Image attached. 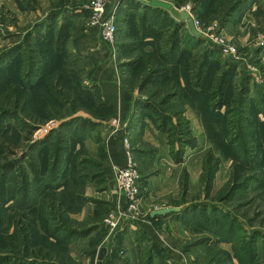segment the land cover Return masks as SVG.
<instances>
[{
    "label": "rangeland",
    "instance_id": "obj_1",
    "mask_svg": "<svg viewBox=\"0 0 264 264\" xmlns=\"http://www.w3.org/2000/svg\"><path fill=\"white\" fill-rule=\"evenodd\" d=\"M129 1H109L117 31L106 43L122 79L155 103L143 116L167 133L174 160L176 140L191 152L180 199L161 195L180 210L157 222L155 240L113 243L110 203L86 194L103 174L86 140L108 112L77 49L79 32L98 31L87 25L93 0H0V264H97L104 246L103 264H147L148 251L154 264H264V0H167L196 32Z\"/></svg>",
    "mask_w": 264,
    "mask_h": 264
},
{
    "label": "crops",
    "instance_id": "obj_2",
    "mask_svg": "<svg viewBox=\"0 0 264 264\" xmlns=\"http://www.w3.org/2000/svg\"><path fill=\"white\" fill-rule=\"evenodd\" d=\"M144 9L150 8L144 7ZM126 22L130 21L126 20ZM79 34L77 49L81 54V63L85 69V76L87 77L85 81L98 90L101 100L106 103L109 109L106 116L99 117L101 118L98 119L100 121L97 125L99 128L94 131L92 137L86 140L87 143L91 141L93 146L89 148H91L92 152H95V155L98 156L102 163L104 183L100 184L98 176H96L94 181L97 180V183L88 185L86 194L91 198L96 196L100 197V199L107 198L110 203L109 209L115 206L117 196L114 193V167L123 166L127 162V150L124 139L128 136L132 152L141 169L142 176L140 180L143 187V195L140 206L145 216L137 220L135 227L126 226L127 232H122V229L121 231L117 230L112 237L113 243L117 245L126 244V241L122 242L123 239L121 237L119 239V236L125 237L128 233L134 234L139 227L144 229L151 239H154V234L160 230L158 229L159 226L157 227V222H169V217L173 215H168L169 217L159 215L151 217L150 213L154 209H160L168 205L167 202L161 201L163 200L161 195L165 191L169 195L168 199H180L178 166L186 165L188 161L187 155L191 152H188L189 150L187 149L185 152L179 150L178 141L176 140L173 154L178 155L182 160H174L167 133L155 127L151 121H146L148 119L147 116H143V111L145 110L143 105L145 103L144 106H147L148 103H155L143 93H140L138 89L133 90L131 85L122 79L110 45L101 39L98 31L95 30L90 33H83L82 31ZM183 113L191 115L190 123L192 127H194L193 125L196 126V120H199L197 111L194 108L192 111L187 106ZM175 120L174 116L171 117L172 124H174ZM193 131H195L194 128ZM197 131H201V128L197 127ZM135 133H140V139L137 138L136 140L137 135ZM184 137L187 138L186 136ZM78 142H83V140H78ZM145 143H148V145H145ZM170 184L175 187L169 188ZM98 186H102L101 190H99ZM94 203L92 201L88 202V205L81 212L82 216L94 213L97 205Z\"/></svg>",
    "mask_w": 264,
    "mask_h": 264
},
{
    "label": "built area",
    "instance_id": "obj_3",
    "mask_svg": "<svg viewBox=\"0 0 264 264\" xmlns=\"http://www.w3.org/2000/svg\"><path fill=\"white\" fill-rule=\"evenodd\" d=\"M109 1L93 0L89 5L90 14L87 25L97 28L102 40L110 44L115 41L117 27L113 14L108 10ZM124 141L127 162L123 166L114 167L116 204L109 209L105 217V223L110 231L121 230L128 225L135 227L137 220L145 216L140 206L143 191L137 162L133 156L128 136Z\"/></svg>",
    "mask_w": 264,
    "mask_h": 264
},
{
    "label": "trees",
    "instance_id": "obj_4",
    "mask_svg": "<svg viewBox=\"0 0 264 264\" xmlns=\"http://www.w3.org/2000/svg\"><path fill=\"white\" fill-rule=\"evenodd\" d=\"M129 1V0H128ZM131 1H133V0H131ZM135 1V0H134ZM130 2V1H129ZM144 2V1H143ZM134 5V4H133ZM137 6V5H136ZM144 7L145 8H150V9H152V11H155V10H157V9H164V10H166V11H169L167 8H164V7H162V6H160V5H153V4H150V3H148V2H145V4H144ZM159 11V10H158ZM62 13H60V15H61ZM62 16H63V14H62ZM66 22V21H65ZM65 22H63L62 21V23L60 24V34H61V37L63 38V36H64V34L65 33H67L68 34V27H71V25H70V23H67L66 22V24H65ZM145 33H147V32H144L143 34H145ZM171 53H172V55L175 53V48L173 49V50H171ZM84 74H85V72H84ZM83 80H84V77H83ZM83 85H84V83H83ZM95 89V93H96V95H97V99H98V103L100 104H102L104 107H106V109H107V111L109 110L108 109V107H107V105H106V103H104L102 100H101V98H100V95H99V92H98V90L96 89V88H94ZM197 95V97L199 98V96L200 97H202V92L200 91V92H198V94H196ZM194 100V99H193ZM194 103L196 104V101L194 100ZM106 114V113H105ZM104 115H100L99 117H103ZM106 116V115H105ZM76 118H82L80 115H78V116H75ZM159 120H162V121H164L163 120V118L161 117ZM162 126H164L163 124H162ZM168 128V127H167ZM72 130L73 131H75L76 130V127H74V128H72ZM79 131H81V132H83L84 131V129H82V128H80V130ZM78 131V132H79ZM76 134H74V135H71V138L73 137V136H75ZM101 166H102V163H101ZM104 174V173H103ZM88 174H86V176H87ZM92 176L94 177H96V176H102V173H100L99 175L98 174H96L95 175V172L92 174ZM77 196H81V195H78L77 194ZM77 198H79V197H77ZM174 212H172V213H170V214H167V215H165V216H168V215H177L176 214V212L173 214ZM135 234H137L138 235V238L136 239L137 240V242H140V241H147V239L149 238V239H151L149 236H148V234L145 232V230L144 229H141V227H139V229L138 230H136L135 231ZM142 238V239H141ZM152 240V239H151ZM140 243H142V242H140ZM154 253H153V251H148V253L146 254V258H147V264H154V259L153 258H155L154 257ZM156 256V255H155Z\"/></svg>",
    "mask_w": 264,
    "mask_h": 264
},
{
    "label": "water",
    "instance_id": "obj_5",
    "mask_svg": "<svg viewBox=\"0 0 264 264\" xmlns=\"http://www.w3.org/2000/svg\"><path fill=\"white\" fill-rule=\"evenodd\" d=\"M144 2H148V3L153 4V5L163 6V7L167 8L174 17L181 18V19H185V18L188 19L192 30L195 32L197 31L195 24H194V21L189 16V13L187 10L180 9L176 5L172 4L171 2H169L167 0H145ZM179 210L180 209L178 207L166 206V207H162L160 209L152 210L150 215H151V217H155L158 215L159 216H165V215L170 214L172 212H179ZM107 252H108L107 247L104 246V247L100 248V250L98 252L97 264H103V261L107 255Z\"/></svg>",
    "mask_w": 264,
    "mask_h": 264
}]
</instances>
